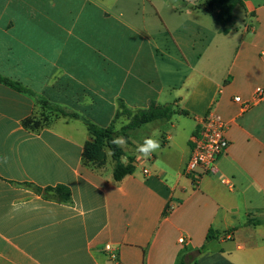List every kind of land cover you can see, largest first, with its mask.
<instances>
[{
	"label": "crops",
	"instance_id": "1",
	"mask_svg": "<svg viewBox=\"0 0 264 264\" xmlns=\"http://www.w3.org/2000/svg\"><path fill=\"white\" fill-rule=\"evenodd\" d=\"M215 15L205 0H0V77L24 90L0 82V264H264V0L226 32ZM118 103L175 113L127 132L134 171L115 182L109 152L96 169L82 153L88 123H130ZM209 111L228 148L194 188L183 169ZM57 186L69 202L44 198Z\"/></svg>",
	"mask_w": 264,
	"mask_h": 264
},
{
	"label": "trees",
	"instance_id": "2",
	"mask_svg": "<svg viewBox=\"0 0 264 264\" xmlns=\"http://www.w3.org/2000/svg\"><path fill=\"white\" fill-rule=\"evenodd\" d=\"M206 4L211 6L216 10V15L214 22L216 25L222 28V32H226V27L231 24L234 20L233 10L237 6H242V0H205ZM0 82L10 86L18 91L24 92L18 84L11 82L7 79L0 77ZM38 103L49 110L56 111L61 115L66 116L67 113L60 110L55 106H51L43 100H38ZM172 105L165 106H156L154 103H151L149 107L145 110H136L130 111L126 109L121 103H118V113L116 118L121 115H126L131 118L129 124L121 128L119 131H114L112 126L107 128H100L96 125L87 124L88 132L90 139L86 142L84 146V151L82 153V163L85 164L86 161H95L96 159H101L102 163L105 160V149H111L114 154H111L113 160L112 168V179L115 182L120 181L127 175H130L134 171L133 159L127 156L121 148L112 145L110 141L117 136H122L125 139L127 138V132L132 130L142 124L159 121L167 122L171 116L174 114ZM185 114V112H181ZM32 123L33 127H37L43 123L37 120H30L27 124ZM105 146V147H104ZM122 159H125L123 162ZM35 192L40 193L41 191L35 189ZM42 195L44 198L53 199L59 202L67 203L70 200L69 191L62 186H57L55 188H47L43 190ZM255 223V222H253ZM179 264H188L184 258H182Z\"/></svg>",
	"mask_w": 264,
	"mask_h": 264
},
{
	"label": "built area",
	"instance_id": "3",
	"mask_svg": "<svg viewBox=\"0 0 264 264\" xmlns=\"http://www.w3.org/2000/svg\"><path fill=\"white\" fill-rule=\"evenodd\" d=\"M255 100L264 99V90L255 89ZM235 102H240V98H234ZM247 105L243 106L246 108ZM227 129L226 123L213 111H209L206 116L200 120L197 129L190 136V156L184 166L183 175L190 179L194 188L198 187L200 180L206 175H215L217 173V163L220 156L224 155L228 148V141L225 137ZM147 174V170H143ZM220 183L232 188L231 180L220 176ZM180 244L183 240L179 239ZM106 252H111V247H104ZM114 258L113 254H110Z\"/></svg>",
	"mask_w": 264,
	"mask_h": 264
},
{
	"label": "clouds",
	"instance_id": "4",
	"mask_svg": "<svg viewBox=\"0 0 264 264\" xmlns=\"http://www.w3.org/2000/svg\"><path fill=\"white\" fill-rule=\"evenodd\" d=\"M110 143L112 145H115L116 147L119 148H125L127 146V141L124 137L122 136H117L114 137ZM160 148V143L158 139H155L153 137H147L144 139L143 143L139 144L137 146V152L140 154L141 157L143 158H148L150 157L154 152L159 150ZM109 154H114L111 149H108ZM4 162H7V158H4Z\"/></svg>",
	"mask_w": 264,
	"mask_h": 264
},
{
	"label": "rangeland",
	"instance_id": "5",
	"mask_svg": "<svg viewBox=\"0 0 264 264\" xmlns=\"http://www.w3.org/2000/svg\"><path fill=\"white\" fill-rule=\"evenodd\" d=\"M45 121V120H44ZM105 147V146H104ZM104 154L106 153V152H108V150L107 149H105L104 151ZM102 159V158H101ZM101 159H96L95 161H86L85 162V164L88 166V167H90V168H94V169H96V168H100V167H102V165H103V163H102V161H101ZM108 168H109V164H108Z\"/></svg>",
	"mask_w": 264,
	"mask_h": 264
},
{
	"label": "water",
	"instance_id": "6",
	"mask_svg": "<svg viewBox=\"0 0 264 264\" xmlns=\"http://www.w3.org/2000/svg\"><path fill=\"white\" fill-rule=\"evenodd\" d=\"M122 161H124V159Z\"/></svg>",
	"mask_w": 264,
	"mask_h": 264
}]
</instances>
